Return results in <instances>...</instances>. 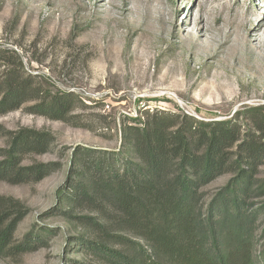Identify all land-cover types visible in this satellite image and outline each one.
<instances>
[{
	"label": "rangeland",
	"instance_id": "1",
	"mask_svg": "<svg viewBox=\"0 0 264 264\" xmlns=\"http://www.w3.org/2000/svg\"><path fill=\"white\" fill-rule=\"evenodd\" d=\"M0 49L21 74L32 75L40 97L74 93L68 121L33 114L31 104L0 114V153L11 132L31 128L48 132L53 143L23 163L58 164L40 181L0 180V197L25 211L0 264H101L73 248L84 232L58 209L79 146L95 156L118 149L121 123L147 109L202 120L240 115L248 132L256 126L249 108L262 106L264 116V0H0ZM5 71L0 64V77ZM230 177L210 184L207 197ZM262 178L264 164L256 175ZM3 202L0 230L20 213ZM252 203L264 207V195ZM258 227L261 242L264 208ZM29 233L41 234L32 239L42 244L26 248Z\"/></svg>",
	"mask_w": 264,
	"mask_h": 264
},
{
	"label": "trees",
	"instance_id": "2",
	"mask_svg": "<svg viewBox=\"0 0 264 264\" xmlns=\"http://www.w3.org/2000/svg\"><path fill=\"white\" fill-rule=\"evenodd\" d=\"M4 55L0 49L6 69L0 114L31 104L33 114L68 121L74 93L40 97L32 75L25 77ZM248 111L256 124L249 132L238 123L240 115L202 120L147 109L121 123L118 149L95 156L93 148H76L58 192L59 212L84 232L73 248L101 264H258L260 246L264 263V227L258 241L264 207L252 203L264 195V178L256 179L264 164V116L262 106ZM10 134L8 150L0 153V180L40 181L57 169V163H23L26 154L50 149L48 132L25 128ZM223 175L231 177L207 197L206 188ZM6 200L20 213L0 230V253L25 214L12 198L0 197V205ZM32 237L43 238L29 233L26 248L42 244Z\"/></svg>",
	"mask_w": 264,
	"mask_h": 264
},
{
	"label": "bare ground",
	"instance_id": "3",
	"mask_svg": "<svg viewBox=\"0 0 264 264\" xmlns=\"http://www.w3.org/2000/svg\"><path fill=\"white\" fill-rule=\"evenodd\" d=\"M262 24V23H261Z\"/></svg>",
	"mask_w": 264,
	"mask_h": 264
}]
</instances>
